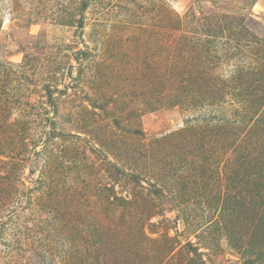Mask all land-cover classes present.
<instances>
[{"label":"rangeland","instance_id":"obj_1","mask_svg":"<svg viewBox=\"0 0 264 264\" xmlns=\"http://www.w3.org/2000/svg\"><path fill=\"white\" fill-rule=\"evenodd\" d=\"M263 46L264 0H0V264H264Z\"/></svg>","mask_w":264,"mask_h":264},{"label":"trees","instance_id":"obj_2","mask_svg":"<svg viewBox=\"0 0 264 264\" xmlns=\"http://www.w3.org/2000/svg\"><path fill=\"white\" fill-rule=\"evenodd\" d=\"M241 28H243V27H241ZM243 30L246 32V29L243 28ZM245 32H243V33L241 32L240 33V37L238 39L239 41H243L244 39H246V42L249 43L248 45H250V43H253V42L256 45L259 44L258 40H256L258 38H256L255 36L251 35L248 31L246 33ZM242 34H243V36H242ZM249 39L251 40L250 42H249ZM262 48H264V46Z\"/></svg>","mask_w":264,"mask_h":264}]
</instances>
